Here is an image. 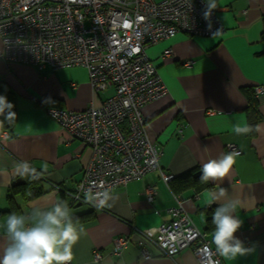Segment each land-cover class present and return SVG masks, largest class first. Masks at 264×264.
<instances>
[{
  "label": "crops",
  "instance_id": "1",
  "mask_svg": "<svg viewBox=\"0 0 264 264\" xmlns=\"http://www.w3.org/2000/svg\"><path fill=\"white\" fill-rule=\"evenodd\" d=\"M216 3V16L224 28L219 35L179 31L146 47L168 93L141 108L148 136L162 151L159 164L175 177L202 170L209 160L231 153L230 143L241 150L230 177L210 181L203 188L189 186L175 193L155 170L112 189L111 207L97 210L89 202L74 201L72 194L93 152L62 128L47 108L83 110L101 104L102 95L107 97L113 90L95 95L83 66L53 68L0 58V81L13 89L17 113L12 130L0 133V253L6 247L4 225L13 207L9 188L26 176L21 165L27 162L47 191L28 201L18 194L14 212L27 214L34 206L47 209L67 201L74 222L85 229L73 248L74 264H200L191 247L169 257L152 239L171 220L168 208L177 205L178 197L216 248L214 229H207L208 218L219 206L209 203L213 196L221 203L239 202L235 215L242 225L236 235L251 249L235 259L221 256L223 264H264V0ZM167 49L171 54L165 53ZM246 87L254 88L259 104L255 125L248 121ZM238 123L251 131L237 135L233 126ZM148 187L155 189L152 200H148ZM119 235L130 240L115 254L113 240ZM143 247L150 258H144ZM95 251L100 258H95Z\"/></svg>",
  "mask_w": 264,
  "mask_h": 264
},
{
  "label": "built area",
  "instance_id": "2",
  "mask_svg": "<svg viewBox=\"0 0 264 264\" xmlns=\"http://www.w3.org/2000/svg\"><path fill=\"white\" fill-rule=\"evenodd\" d=\"M204 10V0H0L1 59L53 68L83 66L95 93L113 88L101 104L83 110L47 108L93 152L72 194L74 201L88 202L86 192L110 193L155 170L166 183L174 178L161 168V148L150 140L141 112L143 105L168 93L146 47L179 31L207 37L222 33L216 10L210 20ZM228 149L241 154L233 143ZM146 190L152 200L154 187ZM176 199L177 205L168 208L171 220L159 227L152 243L169 257L191 247L200 264H223L182 199ZM129 240L115 237L114 253L120 254ZM142 252L151 257L146 247ZM95 258H100L98 251Z\"/></svg>",
  "mask_w": 264,
  "mask_h": 264
},
{
  "label": "clouds",
  "instance_id": "3",
  "mask_svg": "<svg viewBox=\"0 0 264 264\" xmlns=\"http://www.w3.org/2000/svg\"><path fill=\"white\" fill-rule=\"evenodd\" d=\"M203 16L210 20L217 8L216 0H204ZM14 105L6 96L0 95V114H7L9 119L16 116L12 111ZM259 127L256 130L259 131ZM237 135L246 134L251 129L239 123L233 126ZM237 153L222 154L218 159H211L202 165L200 180L203 183L210 181H224L233 170ZM22 174H32L36 178V170L30 168L27 162L21 165ZM224 195V190L220 196ZM88 202L97 209L111 207L109 203L113 197L108 191L85 193ZM219 204L212 215V224L215 225L213 243L219 254L225 259H235L238 255L244 256L251 249L244 246L236 233L242 225V220L235 215L238 206L237 200L219 202V197L213 196L209 203ZM6 247L0 253V264H71L73 248L85 234V229L78 227L74 222L71 209L67 201H58L50 208L34 206L28 214L11 213L5 221Z\"/></svg>",
  "mask_w": 264,
  "mask_h": 264
},
{
  "label": "trees",
  "instance_id": "4",
  "mask_svg": "<svg viewBox=\"0 0 264 264\" xmlns=\"http://www.w3.org/2000/svg\"><path fill=\"white\" fill-rule=\"evenodd\" d=\"M263 39H264V34H263ZM111 89L113 90V88ZM244 93L248 99L247 116H248L249 124L255 125L259 118V104H258V100L255 95V90L253 87H246L244 88ZM98 94H100V92L95 93V95H98ZM0 95L6 96L8 101L14 105V108L12 109V111H14L16 114V116L11 119L7 117L6 113L0 114V133H2L4 131L12 130V128L15 125L16 119H17V113H16V106H15V93L13 89L10 87V85L4 80L0 81ZM105 98L106 97L102 95V101ZM201 174H202L201 169H192V170H189L183 173L182 175L178 177L174 176V178L169 183L170 187L175 193H178L179 191L189 186H197L198 188H203L207 185V183L201 182L200 180ZM35 175H36V178H33L31 173L28 175L26 174L25 177L21 179H16L11 184V187L9 188L8 198H9L11 206L13 203V207L8 210L10 214L15 213L13 199L18 194L21 195L24 200L28 201V200L38 198L46 193L47 190H44L43 186L41 185V181L38 178V175L36 173ZM211 220H212V216L208 218V222H209L207 226L208 230L215 228V225L212 224Z\"/></svg>",
  "mask_w": 264,
  "mask_h": 264
},
{
  "label": "rangeland",
  "instance_id": "5",
  "mask_svg": "<svg viewBox=\"0 0 264 264\" xmlns=\"http://www.w3.org/2000/svg\"><path fill=\"white\" fill-rule=\"evenodd\" d=\"M156 1H159V0H156Z\"/></svg>",
  "mask_w": 264,
  "mask_h": 264
}]
</instances>
